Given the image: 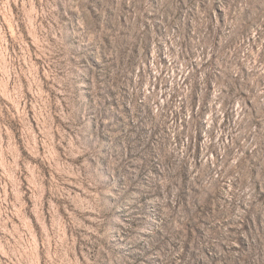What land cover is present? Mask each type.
Segmentation results:
<instances>
[{
    "label": "rangeland",
    "instance_id": "obj_1",
    "mask_svg": "<svg viewBox=\"0 0 264 264\" xmlns=\"http://www.w3.org/2000/svg\"><path fill=\"white\" fill-rule=\"evenodd\" d=\"M0 264H264V0H0Z\"/></svg>",
    "mask_w": 264,
    "mask_h": 264
}]
</instances>
